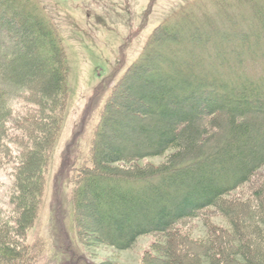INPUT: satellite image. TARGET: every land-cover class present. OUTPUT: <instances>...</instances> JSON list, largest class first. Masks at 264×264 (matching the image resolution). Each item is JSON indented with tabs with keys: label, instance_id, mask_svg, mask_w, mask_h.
Wrapping results in <instances>:
<instances>
[{
	"label": "trees",
	"instance_id": "trees-1",
	"mask_svg": "<svg viewBox=\"0 0 264 264\" xmlns=\"http://www.w3.org/2000/svg\"><path fill=\"white\" fill-rule=\"evenodd\" d=\"M209 1L201 10L195 0L156 26L112 88L88 152L71 165L78 240L85 238L84 200L99 211V225L110 228L96 234L114 247L152 233L164 235L159 251L171 264H264V0ZM0 5V171L13 177L10 207L0 210V264H37L47 242L27 239L67 107L69 63L38 0ZM140 78L147 85L137 97L142 113L157 117L161 130L126 155L107 141V131L117 129L115 105L128 106L122 95ZM157 155L164 157L158 165L138 164ZM183 178L189 182L171 204L164 186ZM150 208V218L134 215ZM210 210L228 227L212 226L199 239L177 228ZM63 238L57 255L65 259L72 240ZM159 261L154 254L144 260Z\"/></svg>",
	"mask_w": 264,
	"mask_h": 264
},
{
	"label": "rangeland",
	"instance_id": "rangeland-1",
	"mask_svg": "<svg viewBox=\"0 0 264 264\" xmlns=\"http://www.w3.org/2000/svg\"><path fill=\"white\" fill-rule=\"evenodd\" d=\"M38 1L51 18L65 48L69 63V94L62 125L50 154L40 211L28 233L29 243L39 238L47 242L45 253L37 264H59L60 261L67 264H77V261L78 264H145L148 254L160 258L159 262L152 264H171V258L164 256L163 250L159 251L163 247L164 235H141L128 248H118L103 242L96 232L100 229L105 234L110 228L104 223L99 225V211L84 200L80 209L83 213L85 238L78 240L70 205L72 184L69 175L72 163H77V159L82 161L90 148L112 88L142 55L153 29L172 18V14L179 8L194 4L195 0ZM197 3L194 5L202 10L208 9L211 1L198 0ZM0 8L3 6L0 5ZM188 9H192V6L189 5ZM261 73L259 69L257 74ZM144 80L140 78L128 92L129 95H122L128 106L115 105L117 114L112 126H117V129L109 128L107 131V141L115 148H121L126 155L137 145L146 146L147 139L156 138L161 130L157 117L151 119L144 115L141 109L143 102L137 99L147 87ZM145 124H149L148 131L142 128ZM163 160V155L150 156L140 159L138 164L158 165ZM261 174H264V166ZM183 182L188 183V178L172 186L165 184L167 198H173L169 201L171 204L179 201L181 193L178 191L182 189ZM12 191L13 177L7 171H0V210L10 207L9 195ZM249 193L248 187L244 189L243 194ZM154 211L151 208L142 212L136 210L134 215L142 220L152 217ZM122 217V220H126V216ZM212 226L228 227V223L223 215L210 210L204 217L179 223L177 228L199 239ZM65 234L71 238L72 247L71 252L65 251L67 257L64 259L57 253L61 244H66L63 238ZM78 256L82 260L79 261ZM202 264L208 263L202 261Z\"/></svg>",
	"mask_w": 264,
	"mask_h": 264
}]
</instances>
